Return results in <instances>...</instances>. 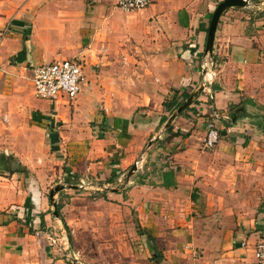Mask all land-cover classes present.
<instances>
[{
  "label": "crops",
  "instance_id": "crops-1",
  "mask_svg": "<svg viewBox=\"0 0 264 264\" xmlns=\"http://www.w3.org/2000/svg\"><path fill=\"white\" fill-rule=\"evenodd\" d=\"M219 1L152 0L125 12L117 0H0V264H68L52 231L46 168L38 166L54 162L64 146L72 149L73 170L102 177L118 173L120 179L142 156L135 185L106 194L130 195L141 229L152 236L142 235L147 254L136 264H254L253 245L264 239V129L256 124L264 123V73L257 72L264 66V35L254 46L246 8H229L219 18L212 56H205ZM254 1L258 9L264 4ZM61 53L134 68L135 79L119 85L124 95L115 98L101 82L99 113L85 109L97 98L88 92L94 81L84 78L74 101L83 111L67 119L70 107L36 99L31 82L33 66L68 58H58ZM213 55L212 82L166 132L163 101L173 88L196 89ZM24 78L32 103L51 114L34 109L22 119L28 98L17 88ZM212 110L220 137L206 147ZM169 171L173 182L163 186Z\"/></svg>",
  "mask_w": 264,
  "mask_h": 264
},
{
  "label": "rangeland",
  "instance_id": "rangeland-1",
  "mask_svg": "<svg viewBox=\"0 0 264 264\" xmlns=\"http://www.w3.org/2000/svg\"><path fill=\"white\" fill-rule=\"evenodd\" d=\"M251 2L252 5L243 10L245 11V16L249 18L247 21L250 23V30L254 36L253 45L259 47L262 44L261 36L264 35L260 32L264 29V19L258 18L257 12L264 9V4H258V9L256 8L257 2L254 0ZM260 50L264 54V49ZM60 56H65V54L61 53L58 58H62ZM65 57L79 59L83 64L85 81H94L95 83V87L91 88L88 92L90 93L91 91L95 95V98H97L96 103L92 104L90 102L88 105L86 104L85 109L87 110L90 107V109L95 108L99 113L101 112L98 96L102 84L108 86L111 97H122L124 94L122 89L118 88L119 85L120 87H127L132 85L135 79L132 78V76L135 77L134 68L130 70L126 67H121L117 70L118 68L112 67L110 64H103L98 58L87 61L84 57L79 56L66 55ZM216 67L213 66V71H215ZM258 68L257 72L263 74L264 66L260 65ZM127 70L131 76L127 73ZM103 77H107V81L103 82L105 80ZM82 84L81 82V86ZM19 87L21 88L18 90ZM18 88L17 92L21 95L26 93L28 98L26 105L20 109L24 121L27 119L26 113L34 109L52 113L51 110L42 109L41 107L37 108L32 103L35 99L31 95L30 78H24V82L19 84ZM75 104L76 102L70 105L59 104L70 107L67 110L65 118H72L74 113L83 111L80 109L84 105L81 108L75 109ZM40 106L42 105L40 104ZM89 123L91 127L95 126L93 129L95 131L94 135H99L100 125L96 123V120L93 118V121ZM43 124L46 125V121ZM54 127L59 130L56 123ZM70 150L72 149L65 146L58 148V151L54 153V162L49 159L47 160L49 161L48 166L40 164V161H38L39 167L46 168L45 174L48 181L45 190L46 196L56 185L61 184L65 186V189L55 194L54 200L56 205L59 206V211L68 229H65L60 218H56V227L52 229L56 233L55 237L59 240L56 243H58L61 254L66 258L65 262L68 264H136L139 261H143V255L147 254V238L146 236H142L143 230L139 225L137 211L135 210V206L132 205L131 196L125 195L120 200L114 197L109 198L106 195L117 190L124 191V193L128 192L135 185V179L133 183L131 182V179L135 178V172L127 179L128 171L131 168L129 167L120 176V179L118 178V173H116L117 178L110 183H105L103 181L105 177L100 176V172L96 174L89 171L81 172L79 169L73 170V160L70 159L73 155L67 153ZM141 157L138 161L142 160ZM71 185L81 187L74 188ZM50 206L52 211L51 203ZM69 235L71 241L69 240Z\"/></svg>",
  "mask_w": 264,
  "mask_h": 264
},
{
  "label": "built area",
  "instance_id": "built-area-1",
  "mask_svg": "<svg viewBox=\"0 0 264 264\" xmlns=\"http://www.w3.org/2000/svg\"><path fill=\"white\" fill-rule=\"evenodd\" d=\"M152 0H117V7L125 12H135L150 5ZM214 62L207 60L203 68L207 69L204 76L205 86L210 84L215 72ZM208 72L211 73L208 77ZM84 79L83 64L76 58L57 59L48 63H41L31 69L33 96L36 99L49 101L52 104H72L81 91ZM219 119L216 110H212L205 122L204 146H214L220 137L215 121ZM242 246L246 243L242 242ZM254 264H264V239L257 240L253 245Z\"/></svg>",
  "mask_w": 264,
  "mask_h": 264
},
{
  "label": "water",
  "instance_id": "water-1",
  "mask_svg": "<svg viewBox=\"0 0 264 264\" xmlns=\"http://www.w3.org/2000/svg\"><path fill=\"white\" fill-rule=\"evenodd\" d=\"M252 5V2L250 0H221L217 3L214 11L212 12L211 18L209 20V25H208V30H207V36H206V42H205V47H204V55L211 57L212 56V50H213V43H214V38H215V32L216 28L218 25L219 18L221 14L228 10L229 8L235 7V8H247ZM207 72L206 68H203V78L199 86L191 91L189 93V96L184 99L180 105L172 111L166 122L164 123V129L174 120V118L180 114L188 105L192 103V101L199 95V93L204 89L205 87V79L204 76ZM231 120H234V114H231ZM161 134H159L157 137H160ZM152 143V140L149 141V145ZM138 162H135L130 170L128 171L127 174V179L131 176L133 172L137 170ZM71 187L77 188L81 187L78 185H71ZM65 189L64 185L58 184L54 188H52L49 191V200L52 205V214L56 217L59 218L58 215V209L57 205L55 202V194L58 193L59 191Z\"/></svg>",
  "mask_w": 264,
  "mask_h": 264
},
{
  "label": "trees",
  "instance_id": "trees-1",
  "mask_svg": "<svg viewBox=\"0 0 264 264\" xmlns=\"http://www.w3.org/2000/svg\"><path fill=\"white\" fill-rule=\"evenodd\" d=\"M257 17L264 19V9L257 12ZM212 59H213V62L215 63L216 62V57L214 55H213ZM189 93L190 92H186V91H182L181 93H179L178 89H174V88L171 89V96L169 98L165 99L163 101V103H162V106H163L164 110L168 112V115H165V116H163L161 118V121H160L161 124L166 122V120L168 119V117L170 116L172 111L174 109H176L180 105V103L189 96ZM197 97L192 101V103L190 105H188L182 112H180V114L178 116L185 114L187 112V110H189L191 108V105L197 101ZM256 124L260 128L264 129V123H261L260 121H257ZM226 125L227 126L230 125L229 120L226 121ZM165 131L166 132H170L171 131V123L166 127ZM98 136L101 137V134H99ZM115 178H117V174L116 173L115 174L112 173L111 175L106 176L103 181L105 183H110ZM172 179H173V172L172 171L164 173L163 186L171 185L172 182H173ZM57 209H58L59 218L62 220V223H63L65 229H68V226H67L66 222L64 221V219L62 218L61 213L59 211V206H57ZM142 233L143 234H147V232H145V231H142ZM147 235L152 239V236H150L149 234H147ZM69 240L71 241L70 235H69Z\"/></svg>",
  "mask_w": 264,
  "mask_h": 264
},
{
  "label": "bare ground",
  "instance_id": "bare-ground-1",
  "mask_svg": "<svg viewBox=\"0 0 264 264\" xmlns=\"http://www.w3.org/2000/svg\"><path fill=\"white\" fill-rule=\"evenodd\" d=\"M211 73H208V77H210Z\"/></svg>",
  "mask_w": 264,
  "mask_h": 264
}]
</instances>
